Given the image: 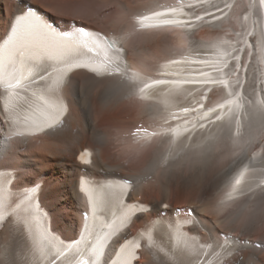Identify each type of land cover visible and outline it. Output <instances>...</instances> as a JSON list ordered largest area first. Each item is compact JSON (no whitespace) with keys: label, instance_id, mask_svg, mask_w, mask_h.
Wrapping results in <instances>:
<instances>
[{"label":"bare ground","instance_id":"6f19581e","mask_svg":"<svg viewBox=\"0 0 264 264\" xmlns=\"http://www.w3.org/2000/svg\"><path fill=\"white\" fill-rule=\"evenodd\" d=\"M151 1L0 0V264H83L85 257L91 264H264V186L257 179L264 171V8L257 11L259 0ZM165 4L198 13L152 17V24L183 30L135 31L139 13ZM74 23L128 33L126 71L73 72L62 88L63 122L28 135L49 117L41 93L60 84L61 72L84 48L68 33ZM213 25L219 27L209 39L189 31ZM173 36L176 54L167 45ZM243 49L247 60L223 81L246 87L231 100L233 106L243 101L246 110L191 144L134 142L136 130L174 110L168 94L220 82V69ZM24 69L30 75L20 85L7 81ZM137 70L159 72L153 91L167 92L163 102L145 103L133 93ZM191 113L210 115L196 107ZM245 163L257 180L238 196L228 181ZM80 177L88 180L84 187ZM110 177L131 180L129 204ZM188 210L193 223L184 219ZM133 239L142 242L140 259Z\"/></svg>","mask_w":264,"mask_h":264},{"label":"rangeland","instance_id":"374dc122","mask_svg":"<svg viewBox=\"0 0 264 264\" xmlns=\"http://www.w3.org/2000/svg\"><path fill=\"white\" fill-rule=\"evenodd\" d=\"M137 2L135 3V4H139V5H141V6H143L144 4H146V3H151L149 0H136ZM97 17V15L95 14L94 15V19H93V21H91V20H88V21H90V22H88L89 24H92V23H96V21L98 20V18H96ZM101 19V22H103V20H104V18L103 17H101L100 18ZM92 22V23H91ZM86 24V23H85ZM84 26H86V25H84ZM214 27H216L217 29H218V27L219 26H217V25H213V26H211L210 28H204L205 30H206V32H204V33H201L200 31L202 30V28H201V30L199 29V30H197L196 32H195V35L196 36H198L199 38H202V37H205V38H210L211 36H213V35H215L216 34V30L217 29H215ZM209 30V31H208ZM216 31V32H215ZM200 33H201V35H200ZM203 35V36H202ZM205 35V36H204ZM217 35H219V34H217ZM175 37L173 36L171 39H168L167 40V45L169 46V48H171V49H174L173 51H174V53L173 54H176L177 52H180L181 50H179L178 49V47L177 46H175V44L173 43V39H174ZM173 43V44H172ZM177 49H178V51H177Z\"/></svg>","mask_w":264,"mask_h":264},{"label":"snow or ice","instance_id":"6c2138e0","mask_svg":"<svg viewBox=\"0 0 264 264\" xmlns=\"http://www.w3.org/2000/svg\"><path fill=\"white\" fill-rule=\"evenodd\" d=\"M237 183H239V181H237Z\"/></svg>","mask_w":264,"mask_h":264}]
</instances>
